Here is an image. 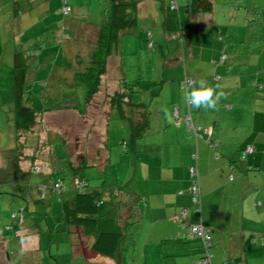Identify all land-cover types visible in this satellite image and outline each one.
<instances>
[{"label":"rangeland","instance_id":"1","mask_svg":"<svg viewBox=\"0 0 264 264\" xmlns=\"http://www.w3.org/2000/svg\"><path fill=\"white\" fill-rule=\"evenodd\" d=\"M171 1L174 0H145L139 5L137 26L131 30V34L121 36L118 49L120 54L108 60L99 91L84 115L65 110L49 113L44 117L40 132L42 136L39 139L44 144L52 139L53 133L57 137L52 147L54 154L51 148L47 149L48 145H44L43 148L37 147L36 153L33 152L35 147L24 151L28 156H34L33 158L44 162H51L54 156L60 158L68 151L71 159L78 163L82 155L86 154L88 166L78 174V181L87 180L91 188L99 187L105 182L121 190L120 196L123 202L130 201L134 196L138 198L137 210L142 217L140 220L132 218V222L138 221V223L136 227L128 228L130 237L127 242L130 249L127 260L123 259V264H160L159 244L154 243L158 225L153 228L152 220L155 219L145 216L148 200L146 196L153 194L155 184L144 182L142 180L144 178H140L139 173L141 172L144 177V170L138 168L134 172V153L125 150L121 145V142L127 140L129 136L127 123L119 120L114 111H109L108 96L122 87L121 83L124 81H129L130 84L137 82L143 90L147 89L146 86L152 88L141 93L142 99L148 103L149 99L157 97L156 92H160V88L167 84L164 92L153 101L152 108H149L150 112H153L157 104L163 106L167 99H177L178 92L184 97L185 90L197 81L204 80L210 85L217 66L228 68L234 65V62L246 58V51L243 49L253 43L249 42L250 38L260 36V28L252 30L247 26V19L257 20V17L247 15V10L261 8L260 14L264 17V0H212L214 10L211 15L196 16L193 25L187 31L164 36L161 30V8L169 6ZM187 1L177 0L179 6L186 4ZM56 2V0L46 2L24 0L21 4V22L18 21V24L8 25L5 22L7 18L3 17V12L0 13V264H104L99 259H86L85 254L77 250L78 245L82 247L83 245L80 240L75 241L76 237L70 233L62 218L58 196L51 192L52 184L45 173L46 170L43 169V173L28 171L24 174L18 172L15 166L12 106L14 97L12 56L15 41L11 38L15 37L16 42L29 38L31 41L23 43V50L29 51L43 46L39 58L41 66L31 84L34 93L39 90L40 82H47L50 91L58 92L66 89L64 92L68 93L72 90L69 89L68 83L60 79L61 76L59 80L52 81L51 71L63 73L66 70L70 71L69 67L75 62L72 61L71 64L72 59H67V54L88 58L92 26L103 25L107 20L109 0H67L71 8L67 17L58 14L62 1ZM225 4L229 5L224 6ZM44 10H47V13L46 11L44 13ZM211 18L214 19L212 22H210ZM213 21H216V24ZM194 36H198L197 40ZM201 38H205L203 42L200 41ZM216 44L219 48H216ZM259 44L252 46L262 47ZM214 51L224 56L220 58L221 55L218 54L216 56L218 59L212 62L214 58L211 59L210 53ZM225 57L228 61L224 66ZM65 83L67 86L64 85ZM34 86L36 89H33ZM73 90L83 103L84 88L75 87ZM31 99L32 102L28 101L27 104L31 103L30 105L36 109L43 107L40 100L37 101L34 97ZM51 103V100L44 103L45 107H49ZM81 107L83 108V105ZM170 107L168 106V109ZM188 107L191 108L190 105ZM179 113L181 114L182 111ZM185 115L181 116V119L174 116L173 125L176 127V122L182 121L185 126L183 118ZM190 115L192 117L193 114ZM107 116L109 120L105 127L104 119ZM151 119L150 126L157 125L158 121L153 116ZM245 131L246 129L242 131L237 129L235 137H243L242 132ZM87 132L89 136L84 137ZM48 133L50 135H47ZM104 133L109 160L96 162L100 150L99 141L103 139ZM59 135L67 143L66 150ZM162 138V134L144 137L138 145L141 147L140 144L147 140L160 141ZM167 140L168 137L162 141L165 143ZM163 148L165 156L161 154L164 158L176 153H173L176 146ZM87 155L93 160L92 163ZM137 160L146 162L147 157L141 156ZM72 182L69 177L63 178L66 189L70 188ZM29 186L45 187V190L42 192L32 189L28 194ZM40 197H44L48 202L47 207L44 203H35ZM20 208H26L21 213L24 220L22 223L18 222L21 227L18 226L19 230L13 233L8 231L7 227L16 224L12 213H17ZM229 215H232L231 212H225L223 216ZM221 220L225 218L221 216ZM231 221L235 225L239 220L233 216ZM263 237L264 235L262 237L259 235L258 239L251 241L247 234V242L251 241L254 246L260 245L264 252ZM91 243L92 239H88L85 245ZM209 254L211 263L214 264L213 247L209 249ZM179 261L178 264H185L183 260ZM109 264H114V261H110Z\"/></svg>","mask_w":264,"mask_h":264},{"label":"crops","instance_id":"2","mask_svg":"<svg viewBox=\"0 0 264 264\" xmlns=\"http://www.w3.org/2000/svg\"><path fill=\"white\" fill-rule=\"evenodd\" d=\"M10 1H16L21 7L24 0ZM45 11L47 13V10H44V13ZM196 16L199 15L191 18L190 27ZM212 20L214 19L211 18L210 22ZM213 23L216 24V21ZM201 35L206 37L204 34ZM197 38L198 36H194L195 40ZM204 39L201 38L200 41L203 42ZM30 41L27 38L20 42ZM259 43L260 40L248 44L249 47L243 49L247 57L234 62V65L228 68L217 66L210 86H217L215 89L222 92L223 96L215 109H193L192 106L190 108L177 91V99H167L163 106L159 103L154 107V111L150 112V123L152 116L158 123L150 126V131L145 137L162 134L163 138L160 141L147 140L141 144L143 148L134 160V172L138 168L144 170V177L140 172V178H144L145 180L142 179L144 182L155 184L153 194L146 196L148 200L145 216L155 219L152 220L153 228L158 225L154 243L159 244L160 264H166L164 254L161 252V240L185 233L183 225L172 221L173 217L184 210H187L185 222L193 225L202 224L211 231L214 264H236L234 260L239 258L241 260L238 264H264L262 247L251 243L258 239L259 235L261 237L264 235V44ZM254 44L262 47H253ZM216 48H219V45L216 44ZM210 54L211 59L214 58L212 62L218 59L216 56L219 53L216 51ZM220 55L223 54L220 53L218 56ZM69 56L73 57L69 54L66 57ZM255 84L263 86L262 89L259 91ZM166 85L160 88V92H156L157 97L161 96ZM146 88L142 90H152L149 86ZM157 97L149 99V108H152L151 105ZM168 106L171 107L168 109ZM174 109L178 110L180 119L185 114H193L192 117L190 115L191 121L194 119L193 126L201 129L198 136L189 131L182 121L176 122V127L173 125ZM237 129L240 131L246 129L242 132L243 137H235ZM164 137H168L165 143ZM170 146H176V150L173 151L176 153L164 158L163 147L169 149ZM247 146H252L254 151L242 157L241 152ZM193 155L197 156L196 160H192ZM141 156L147 157V161L138 162L137 159ZM19 165L22 173H28L30 168L28 161H20ZM192 165H195L199 175L201 196L197 203L193 202L190 192ZM47 203L45 207L48 206ZM225 212H231L232 215L223 216ZM121 214H124L122 219L125 220L126 211H121ZM221 216L225 220L222 221ZM233 216L239 220L235 225L231 221ZM247 234L250 236L249 242ZM74 236L75 241L78 239L83 245V247L78 245L77 250L79 249L81 254L84 253L86 259H99L104 264H109L110 261H114V264H123L119 255L107 258L92 252L90 249L92 243L85 245L86 240L88 242V239L92 238L79 233ZM126 245L129 254L128 242ZM173 248L174 251L170 253L173 259L169 264H178L180 259L185 264H193L202 252L200 243L195 240L186 245L174 244Z\"/></svg>","mask_w":264,"mask_h":264},{"label":"trees","instance_id":"3","mask_svg":"<svg viewBox=\"0 0 264 264\" xmlns=\"http://www.w3.org/2000/svg\"><path fill=\"white\" fill-rule=\"evenodd\" d=\"M56 1V3H59V0ZM61 1L62 7L58 9V14L67 17L71 12V8L67 4V0ZM143 1L145 0H109L107 20L103 25L92 26L89 40L91 49L88 58L84 59L76 55H73V57L70 58L69 56L67 59H72L71 64L73 61L75 62L73 63L75 66H70V71H64L66 75L62 71H51L50 79L52 81L59 80L61 76L60 79L68 83L69 89H72L69 90L71 92L68 93L64 92L66 89H62L58 92L50 91V89L48 90L47 87L49 84L47 82H40L39 90L34 93L31 89V84H33L35 73L41 66L39 58L43 46H40L39 48L36 47L29 51L23 50V43L16 42L15 37L11 38L15 41V43H13L12 56V88L14 96L12 106L16 169L18 172L22 173L19 164L20 161L26 160L29 162V173L31 171L43 173V169L46 170L45 173L52 184L51 192L58 196V201L61 206V215L70 233H72V235L79 233L84 237L92 238L93 242L90 248L92 252L107 258H114L116 255H119L122 263L124 261L123 259L126 260L128 254V246L126 245L127 240H129L130 237L128 228H131L134 224L138 223V221L132 222L130 220L133 217L140 220L142 217L137 210L138 198L134 196L130 201L123 202L120 196V189L107 185L105 182L99 187L91 188L89 187L87 180L84 179L78 181V174L88 166V159L85 156L86 154H84V156L82 155L81 160L78 163H75L71 159L68 151H66V155L60 158H54V156L51 159V162H44L38 158H33L34 156H28L24 151L28 150L30 147H35L33 152L36 153V148L40 146L43 148L45 147L44 145H48L47 149H52L57 140V137H55L53 133L51 136L52 139L44 144H42L39 139L42 136L40 132L43 120L47 114H53L65 110L75 111L79 115L85 114L89 104L99 91L102 78L107 70L108 60L110 57L118 56L120 54L118 49L121 36L124 34H131V30L137 26L138 8ZM227 5L229 4H225L224 6ZM21 8L22 7H20L16 1L1 0L0 2V13L3 12V17L7 18L5 22L8 25L14 23L18 24V21L21 22ZM260 9L261 8H251L246 12L247 15L257 17V20L247 19V26L252 30L257 27L260 28V36L257 38H250V43H256L258 40L263 42L264 40V24L262 19L264 17L260 14ZM213 10L214 2L212 0H188L187 3L182 6L178 5L177 0L171 1L169 2V6L161 8L162 34L164 36H173L184 30L187 31L190 28V21L193 16L211 14ZM64 38L67 39L66 37ZM222 56L224 55H221L220 58ZM226 57L224 63L227 60ZM121 84L122 87H119L118 90L108 96L107 103L109 105V111H114L119 120L127 123L129 136L127 140L121 142V145L125 150H131L134 153L135 160L136 155L141 153L143 148L142 146L139 147L138 142L150 131L149 104L142 99L141 93L143 90L137 82L130 84L129 81H124ZM64 85L67 86L66 83ZM255 85L259 91L263 87L260 84ZM119 86H121L120 83ZM75 87L84 88L85 96L83 103L80 102L78 94L73 90ZM33 89H36V86H34ZM33 97L37 101L40 100V102L43 103L41 109L32 107V105H30L31 103L27 104L28 101L32 102L31 98ZM49 100H51L52 103L46 108L44 103ZM82 105L83 108L81 107ZM188 115L190 116V114H187L183 117L184 120ZM108 120L109 117L107 116L106 119H104L105 127ZM189 131H192L198 136V131H196V133L193 129ZM85 134L84 137L89 136L88 132ZM47 135H50V133ZM59 137H61L62 144L66 150L67 143L65 142V139L60 135ZM102 138L103 139L99 141L100 143L98 146L100 150L98 151L96 162H108L109 160L105 144V133ZM52 153L54 154L53 149ZM89 161L92 163L93 160L89 158ZM192 166L195 168L197 176H199L195 165ZM192 166H190V169ZM36 168H38L39 171H36ZM66 177L73 180L69 189H66L63 184V178ZM57 184H59L58 189L55 188V185ZM78 184H81V186L77 187ZM28 189V194H30L32 189L43 192L45 187L29 186ZM35 203L45 204L46 201L44 200V197H40ZM25 209L26 208H20L17 213H12V218L16 220V224L7 227L8 231L15 233L19 230L17 228L18 226L19 228L21 226L18 225V222H23L24 216L21 213ZM121 211H126L127 217L125 220L122 219L124 214L122 215ZM172 221L176 224L183 225L185 233L182 235L166 237L161 240V252L164 254L163 259L166 264H169L173 259L172 256H170V253L174 251V244L179 243L180 245H186L188 242H191V240L200 243L202 250L199 259L193 262V264H200L203 260L212 264L211 255L209 254V249L212 247L211 231L202 224H189L192 226H202L203 229L207 231L206 235L210 237V246H206L203 243L201 236L197 234L190 235L188 233L187 222H175L174 217L172 218ZM240 260L241 259L239 258L234 261L238 264Z\"/></svg>","mask_w":264,"mask_h":264},{"label":"built area","instance_id":"4","mask_svg":"<svg viewBox=\"0 0 264 264\" xmlns=\"http://www.w3.org/2000/svg\"><path fill=\"white\" fill-rule=\"evenodd\" d=\"M174 114H175V117L177 118L178 114H177L176 109L174 110ZM185 123H186V126L188 127V129L189 130L193 129L195 133H196V131L201 130L199 127L193 126L191 118L189 115L185 117ZM205 132H207V130H205ZM253 151H254V149L252 146H247L245 148V150L242 152L241 156L244 157L247 154H251ZM196 158H197L196 155L192 156V159L196 160ZM36 171H39V169L36 168ZM190 176L192 177V183H191V187H190V192L192 194V200L194 203H197L200 199L201 192H200L199 179H198L196 170L193 166L190 169ZM80 186H81V184L77 185V187H80ZM58 187H59V184L55 185L56 189H58ZM185 213H186V210H184V212L182 214L175 216L174 221L175 222H185ZM187 226H188V233L190 235H196L197 234V235L201 236L203 243L206 246H210V237L208 235H206L207 231L205 229H203L202 226H192L189 224H187ZM200 264H209V262H207L206 260H203L200 262Z\"/></svg>","mask_w":264,"mask_h":264},{"label":"clouds","instance_id":"5","mask_svg":"<svg viewBox=\"0 0 264 264\" xmlns=\"http://www.w3.org/2000/svg\"><path fill=\"white\" fill-rule=\"evenodd\" d=\"M222 96V92L200 80L185 90L184 101L196 109H215Z\"/></svg>","mask_w":264,"mask_h":264},{"label":"water","instance_id":"6","mask_svg":"<svg viewBox=\"0 0 264 264\" xmlns=\"http://www.w3.org/2000/svg\"><path fill=\"white\" fill-rule=\"evenodd\" d=\"M110 1H119V0H110Z\"/></svg>","mask_w":264,"mask_h":264},{"label":"flooded vegetation","instance_id":"7","mask_svg":"<svg viewBox=\"0 0 264 264\" xmlns=\"http://www.w3.org/2000/svg\"><path fill=\"white\" fill-rule=\"evenodd\" d=\"M243 151H244V150H243ZM243 151H242V152H243ZM242 152H241V154H242Z\"/></svg>","mask_w":264,"mask_h":264}]
</instances>
